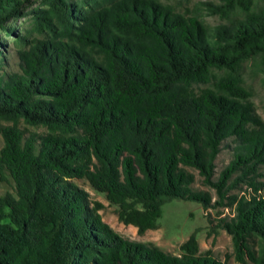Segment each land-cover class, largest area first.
<instances>
[{
    "label": "trees",
    "instance_id": "trees-1",
    "mask_svg": "<svg viewBox=\"0 0 264 264\" xmlns=\"http://www.w3.org/2000/svg\"><path fill=\"white\" fill-rule=\"evenodd\" d=\"M30 1L0 0V30ZM91 1L83 12L85 0H43L36 28L46 20L51 35L18 51L20 73L0 74V174L15 190L0 197V264H223L199 252L194 234L179 254L118 234L73 179L103 193L138 234L157 228L168 199L228 206L217 227L234 259L264 264V121L238 75L256 56L264 74V5L198 1L226 20L209 30L158 0ZM20 120L47 131L24 135ZM229 137L233 157L214 180ZM188 167L215 200L192 187ZM238 182L253 193L230 194Z\"/></svg>",
    "mask_w": 264,
    "mask_h": 264
},
{
    "label": "rangeland",
    "instance_id": "rangeland-1",
    "mask_svg": "<svg viewBox=\"0 0 264 264\" xmlns=\"http://www.w3.org/2000/svg\"><path fill=\"white\" fill-rule=\"evenodd\" d=\"M85 1L80 4L83 12L90 10L93 6L91 0ZM158 1L170 5L177 12L186 15L197 14L209 30L216 24L226 22L225 19H221L217 15L206 14L197 4L198 1L218 3L220 0ZM253 2L252 8L254 10L264 5V0H253ZM45 7L47 6L43 0H31L25 3L21 7L22 14L16 18H11L6 23L7 31L0 30V74L20 73L18 51L29 47L34 39L46 38L51 35L45 28L48 25L46 20H41L44 30L39 32L34 19L36 13L33 9ZM233 16L239 17L240 14L238 12ZM214 72L217 74L222 73V71L217 70H214ZM238 75L242 85L250 92L249 99L254 105L255 113L264 121V74L260 70L259 57L243 60ZM205 86L208 85H200V87ZM1 123L11 124L10 122ZM18 126L24 131V135H28L31 132L43 134L47 131L44 126H31L25 124L22 120L18 122ZM2 145L3 139L0 135V147ZM234 145L235 142L232 137L223 140L215 159L214 180L232 159ZM188 169L195 175L192 187L209 191L213 196V200H215V189L203 183L202 177L199 176L197 170L190 167ZM258 171L261 174L257 177V180L264 183V165H261ZM236 176L237 173L232 176V179ZM73 181L89 193L91 202H98L102 205L99 210L102 219L124 237L154 244L166 252L179 254L181 252L180 244L191 234H194L199 245V252L203 253L209 250L223 264H241L234 259L230 235L224 229L217 227V218L233 214L232 209L228 206L204 209L201 203L193 200L168 199L162 204V214L157 220V228L138 234L134 226L124 225L118 221L116 216L117 206L109 203L105 195L93 189L86 179H73ZM262 187L264 188V184ZM7 192L14 194V182L7 173H3V175L0 174V197ZM229 193L249 196L253 193V188L244 182H238L237 186L230 190ZM251 243L254 247H257L255 242Z\"/></svg>",
    "mask_w": 264,
    "mask_h": 264
}]
</instances>
